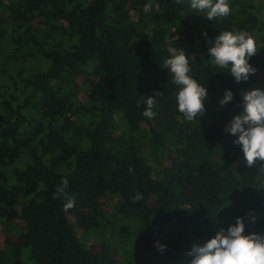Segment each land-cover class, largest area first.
I'll use <instances>...</instances> for the list:
<instances>
[{
    "label": "trees",
    "instance_id": "trees-1",
    "mask_svg": "<svg viewBox=\"0 0 264 264\" xmlns=\"http://www.w3.org/2000/svg\"><path fill=\"white\" fill-rule=\"evenodd\" d=\"M263 1L229 0L230 15L209 21L188 0H0V264H184L193 243L236 217L264 232V162L246 166L224 131L240 92L264 87ZM225 29L256 40L246 82L207 56ZM173 44L208 87L192 121L160 67ZM225 89L234 98L222 108ZM103 192L116 198L109 212Z\"/></svg>",
    "mask_w": 264,
    "mask_h": 264
},
{
    "label": "clouds",
    "instance_id": "clouds-1",
    "mask_svg": "<svg viewBox=\"0 0 264 264\" xmlns=\"http://www.w3.org/2000/svg\"><path fill=\"white\" fill-rule=\"evenodd\" d=\"M188 7L197 12L204 13L207 20L222 18L230 15L229 0H188ZM151 8L150 3L144 5V12ZM207 37V33H202ZM178 37L173 38L176 43ZM209 40V39H208ZM207 56L211 64L220 69H227L235 83L248 81L256 69L250 63L257 54L256 40L253 36L235 29H225L211 39ZM167 56L163 59L161 68L167 69L171 74V82L176 86V110L182 114L186 121H192L205 112L206 100L209 99L208 87L200 83L191 73L186 51L175 44L167 47ZM145 98L146 108L143 115L149 119L155 116L153 107L155 97ZM231 89H225L219 100L220 107L233 101ZM239 107L241 111L234 115L224 126L225 133L234 137L232 143L239 146L243 154V163L252 167L254 164L264 162V87H251L240 92ZM264 174V167L260 169ZM67 182L64 181V187ZM59 191H63L60 189ZM140 196L137 194L136 199ZM73 206L68 200L65 207ZM225 208V207H224ZM244 217H236L234 223L226 228L220 227L214 235L200 243H193L186 252L184 264H264V232L245 231ZM248 219L256 221V216L249 213ZM157 250L165 251L166 245L156 242Z\"/></svg>",
    "mask_w": 264,
    "mask_h": 264
},
{
    "label": "rangeland",
    "instance_id": "rangeland-1",
    "mask_svg": "<svg viewBox=\"0 0 264 264\" xmlns=\"http://www.w3.org/2000/svg\"><path fill=\"white\" fill-rule=\"evenodd\" d=\"M78 81H79V83H82L83 79L80 78ZM89 99H90L89 93H82L81 94V100L83 102H87ZM115 202H116L115 197H113L112 195H110L107 192L102 193L101 198H100V206H101V209L103 212H109L113 208ZM21 228H23V223L20 220L14 221L12 223V229H13L12 235L16 236L18 231ZM76 235L81 240L82 243H84L85 245H88L91 248L92 252H96L99 250L98 244H94L91 237L85 236L81 230L76 229ZM5 239H6V236H5L3 229L0 225V253L4 249Z\"/></svg>",
    "mask_w": 264,
    "mask_h": 264
}]
</instances>
